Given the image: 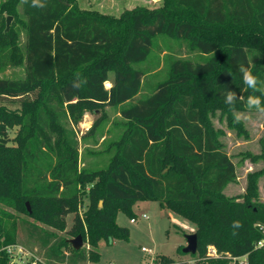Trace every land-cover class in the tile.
I'll return each mask as SVG.
<instances>
[{
    "label": "trees",
    "instance_id": "1",
    "mask_svg": "<svg viewBox=\"0 0 264 264\" xmlns=\"http://www.w3.org/2000/svg\"><path fill=\"white\" fill-rule=\"evenodd\" d=\"M78 2L47 0L41 9L30 0H0V70H24L0 77L6 100L0 103V264H10L3 247L13 243L42 247L35 264L97 262L101 242L129 236L116 212L135 218L131 204L145 199L192 221L197 234L190 259L157 255L155 263L230 264L242 257L240 264H264V201L256 184L264 169L247 175L243 194L225 196L236 166L206 116L218 107L241 130L225 95L251 94L240 64L264 80V0H164L161 7L136 6L119 16L83 10ZM7 16L13 18L6 30ZM160 35L176 44L161 48L168 50L167 72L154 82L159 63L143 62ZM184 48L196 56H183ZM106 105L119 116L108 138L97 120L80 138L103 137L100 153L108 162L96 167L82 159L88 149L80 150L74 126L86 110L105 119ZM236 108L246 107L237 100ZM262 126L264 155V120ZM234 221L242 227L234 229ZM56 231L80 234L89 246L75 249Z\"/></svg>",
    "mask_w": 264,
    "mask_h": 264
},
{
    "label": "rangeland",
    "instance_id": "2",
    "mask_svg": "<svg viewBox=\"0 0 264 264\" xmlns=\"http://www.w3.org/2000/svg\"><path fill=\"white\" fill-rule=\"evenodd\" d=\"M78 1V6L83 10H97L101 13L113 16H119L123 10L131 9L136 6L155 8L164 5V0ZM167 43H170V46L176 44L175 40L163 35L155 38L149 56L147 60L143 62V66L150 64L152 67L157 66L159 63L155 68V72L151 75V79L154 82L163 79L166 75L167 64H165V59L163 57L168 50H166V52L161 51V48L165 49ZM182 55L185 57L196 56L195 53L189 50L187 51L185 48ZM23 71L24 70H22L20 66H8L3 70H0V77H17L23 75ZM112 78L113 73H109V78L105 81L106 88L110 86ZM3 102H6V100L3 97H0V103ZM104 110L106 114L105 119L102 118L103 115H100L99 112L91 110L84 111L80 122L77 126H74L76 134L79 140H81L80 150H82L83 153L85 152V148L88 149V151H86L87 153H83L84 158L82 159L85 160L86 163L88 161L95 162L98 165L96 167H104L108 162V155L100 153L103 148L101 142L103 137L97 140L96 136L94 138L91 133L86 135L85 139L80 138L82 134L88 132L96 120L97 125L100 126L102 130L101 132L107 135L108 138V130L113 127L114 122L119 119V116L111 106L106 105ZM237 110L244 114L242 121L239 123L241 130L229 125L226 113L218 107L209 108L206 113L207 119L210 121L213 128L220 130L221 133L219 135V140L222 142L225 151L235 163L237 177L224 189L225 196L234 197L245 192L247 175L249 173L258 172L264 169V155H261L258 141L263 132L262 121L264 120V116H261L254 110L249 112L246 108ZM10 134H15V128L10 130ZM80 164L82 163L80 162ZM256 184L259 197L264 201V174H260L256 178ZM81 204L82 205L79 208L80 213L85 209L87 204V198L85 195L81 198ZM6 209L12 214H17V211H14L12 208L7 207ZM130 209L135 216V221H131V216L122 209H119L115 216L117 224L129 229L128 238L116 239L111 243L101 242L98 247L100 252L99 260L97 262L88 261L86 264H157L154 262V258L157 255H167L174 258L176 261H183L191 258L188 253L179 252L178 247L185 246V235L195 231V224L192 221L171 209L161 207L158 201L152 199L137 200L131 204ZM142 215H145L146 218H143ZM19 216L30 219L24 214H19ZM66 219V230H68L71 227L72 215L69 214ZM56 232L58 235L70 239L75 237L71 236L67 231ZM22 238L23 234L21 233V229H19L18 239L22 240ZM82 246L88 248L89 245L83 240ZM26 248L31 253L36 254L43 259L44 250L38 244L30 245V247L26 246ZM207 253L210 255L215 254V249L208 246ZM241 260L242 257L233 259L230 264H240ZM20 264H24V262L21 261Z\"/></svg>",
    "mask_w": 264,
    "mask_h": 264
},
{
    "label": "clouds",
    "instance_id": "3",
    "mask_svg": "<svg viewBox=\"0 0 264 264\" xmlns=\"http://www.w3.org/2000/svg\"><path fill=\"white\" fill-rule=\"evenodd\" d=\"M21 2L28 4L29 0H21ZM30 6L42 9L47 6V0H30ZM238 70L242 74V80L245 88L250 89L251 94L244 97L233 90L227 91L225 95V103L229 105V110L231 111L234 122L236 123H240L244 116V114L239 112L236 108L237 100L242 101L249 112L254 110L261 116H264V80H261L259 77L254 75L250 67H247L244 64H240ZM232 227L234 229H238L242 227V225L239 221H234Z\"/></svg>",
    "mask_w": 264,
    "mask_h": 264
},
{
    "label": "built area",
    "instance_id": "4",
    "mask_svg": "<svg viewBox=\"0 0 264 264\" xmlns=\"http://www.w3.org/2000/svg\"><path fill=\"white\" fill-rule=\"evenodd\" d=\"M146 218L145 215H142ZM131 221H135V218H131ZM7 253L10 255V264H20L21 261L24 264H35L37 261H41V258L31 253L28 249L18 243L8 244L3 247Z\"/></svg>",
    "mask_w": 264,
    "mask_h": 264
},
{
    "label": "water",
    "instance_id": "5",
    "mask_svg": "<svg viewBox=\"0 0 264 264\" xmlns=\"http://www.w3.org/2000/svg\"><path fill=\"white\" fill-rule=\"evenodd\" d=\"M11 18H12L11 16H7V18H6V28H5L6 30L9 27V23H10ZM25 204H26L27 210L30 211L28 202H26ZM185 237H186V245L183 246L182 252L188 253V254L196 253V251H197V234L195 232H192V233L186 234ZM70 243H71L72 247L75 249L81 248L83 245L82 236L80 234H78L74 238H71Z\"/></svg>",
    "mask_w": 264,
    "mask_h": 264
}]
</instances>
